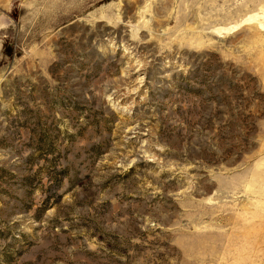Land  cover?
I'll return each instance as SVG.
<instances>
[{
  "label": "rangeland",
  "instance_id": "rangeland-1",
  "mask_svg": "<svg viewBox=\"0 0 264 264\" xmlns=\"http://www.w3.org/2000/svg\"><path fill=\"white\" fill-rule=\"evenodd\" d=\"M0 264H264V0H0Z\"/></svg>",
  "mask_w": 264,
  "mask_h": 264
}]
</instances>
